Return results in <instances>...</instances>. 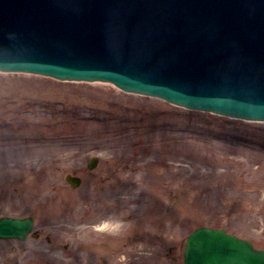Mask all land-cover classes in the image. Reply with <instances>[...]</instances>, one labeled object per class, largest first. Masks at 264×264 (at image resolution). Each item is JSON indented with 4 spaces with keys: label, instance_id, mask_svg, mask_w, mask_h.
<instances>
[{
    "label": "rangeland",
    "instance_id": "374dc122",
    "mask_svg": "<svg viewBox=\"0 0 264 264\" xmlns=\"http://www.w3.org/2000/svg\"><path fill=\"white\" fill-rule=\"evenodd\" d=\"M90 155L100 162L87 171ZM225 157L264 166V123L105 83L0 73V214H33L37 230L0 240V264H182L185 236L202 222L264 246V181ZM68 171L80 187L63 181ZM218 197L244 208L221 219ZM112 217L124 222L118 233L99 227Z\"/></svg>",
    "mask_w": 264,
    "mask_h": 264
},
{
    "label": "water",
    "instance_id": "95a60500",
    "mask_svg": "<svg viewBox=\"0 0 264 264\" xmlns=\"http://www.w3.org/2000/svg\"><path fill=\"white\" fill-rule=\"evenodd\" d=\"M0 70L107 78L264 119V0H0ZM30 227L2 217L0 237ZM210 230L188 238L185 264H264V250Z\"/></svg>",
    "mask_w": 264,
    "mask_h": 264
},
{
    "label": "clouds",
    "instance_id": "9594fccd",
    "mask_svg": "<svg viewBox=\"0 0 264 264\" xmlns=\"http://www.w3.org/2000/svg\"><path fill=\"white\" fill-rule=\"evenodd\" d=\"M99 227L112 233H118L124 227V222L118 217H112L103 220ZM120 259L123 260L124 257L121 256Z\"/></svg>",
    "mask_w": 264,
    "mask_h": 264
},
{
    "label": "bare ground",
    "instance_id": "6f19581e",
    "mask_svg": "<svg viewBox=\"0 0 264 264\" xmlns=\"http://www.w3.org/2000/svg\"><path fill=\"white\" fill-rule=\"evenodd\" d=\"M192 257H194V253H192Z\"/></svg>",
    "mask_w": 264,
    "mask_h": 264
}]
</instances>
